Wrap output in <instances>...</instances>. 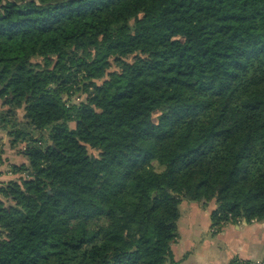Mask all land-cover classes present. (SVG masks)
<instances>
[{
    "label": "trees",
    "instance_id": "obj_1",
    "mask_svg": "<svg viewBox=\"0 0 264 264\" xmlns=\"http://www.w3.org/2000/svg\"><path fill=\"white\" fill-rule=\"evenodd\" d=\"M0 100V264H179L183 199L264 220V0H0Z\"/></svg>",
    "mask_w": 264,
    "mask_h": 264
},
{
    "label": "crops",
    "instance_id": "obj_2",
    "mask_svg": "<svg viewBox=\"0 0 264 264\" xmlns=\"http://www.w3.org/2000/svg\"><path fill=\"white\" fill-rule=\"evenodd\" d=\"M9 139V135L3 137L0 183L19 177L13 165L28 162L24 151L20 147H11ZM183 201L178 220L180 235L172 244L174 258L179 264H227L233 258H238L241 261L239 264H264V220L230 223L214 234L210 215L215 202L203 204L191 201L183 209ZM201 214L205 216V224L197 222Z\"/></svg>",
    "mask_w": 264,
    "mask_h": 264
},
{
    "label": "rangeland",
    "instance_id": "obj_3",
    "mask_svg": "<svg viewBox=\"0 0 264 264\" xmlns=\"http://www.w3.org/2000/svg\"><path fill=\"white\" fill-rule=\"evenodd\" d=\"M75 87H76V85H75ZM86 93L83 91V90H81V89H78V88H75L74 89V93L72 94V95H68L67 97H66V99L68 100V102L69 103H73V102H80V101H82V100H85V98H86ZM0 102H1V100H0ZM2 109V107L0 106V110ZM19 119H22V112L21 111H19ZM149 119H146L145 120V122L146 123H149ZM70 125L73 127V126H75V122H71L70 123ZM34 134L36 135V136H39L40 135V132H38V131H36V130H34ZM8 136V133H7V131L6 130H1L0 129V137L2 138V141H3V137H7ZM46 136V135H45ZM8 140V139H7ZM3 143H4V141H3ZM94 152L95 153H97L95 150H94ZM184 201H183V204H182V208L183 209H185V205L186 204H189L191 201L190 200H188V199H183ZM215 202V200H212V201H210V202H208V203H214ZM207 203V204H208ZM130 211V210H129ZM205 216H204V214H201L199 217H198V219H197V222L198 223H200V224H205ZM178 245H180V242H179V244H177V246Z\"/></svg>",
    "mask_w": 264,
    "mask_h": 264
},
{
    "label": "water",
    "instance_id": "obj_4",
    "mask_svg": "<svg viewBox=\"0 0 264 264\" xmlns=\"http://www.w3.org/2000/svg\"><path fill=\"white\" fill-rule=\"evenodd\" d=\"M244 223H246V221H244Z\"/></svg>",
    "mask_w": 264,
    "mask_h": 264
}]
</instances>
